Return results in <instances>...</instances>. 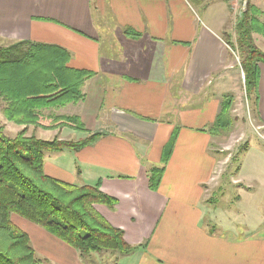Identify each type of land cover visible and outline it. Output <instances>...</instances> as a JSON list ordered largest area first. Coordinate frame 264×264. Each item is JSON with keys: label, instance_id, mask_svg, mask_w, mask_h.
<instances>
[{"label": "crops", "instance_id": "obj_1", "mask_svg": "<svg viewBox=\"0 0 264 264\" xmlns=\"http://www.w3.org/2000/svg\"><path fill=\"white\" fill-rule=\"evenodd\" d=\"M233 16L224 0H0L1 40L62 46L71 67L94 72L81 100L53 110L101 135L80 150L45 153L44 171L114 197L95 208L134 247L81 255L37 224H15L41 264H264V138L241 177H229L218 172L219 132L210 129L243 82L226 39ZM257 88L264 134V63ZM65 130L74 128L52 131ZM173 133L152 189L150 172Z\"/></svg>", "mask_w": 264, "mask_h": 264}, {"label": "trees", "instance_id": "obj_2", "mask_svg": "<svg viewBox=\"0 0 264 264\" xmlns=\"http://www.w3.org/2000/svg\"><path fill=\"white\" fill-rule=\"evenodd\" d=\"M124 32L134 33L129 28ZM253 32L264 37V11L247 1L235 26L236 45L230 47L237 48L240 54L244 90L257 115L259 63H264V52L254 44ZM69 59V52L55 44L17 40L0 46V100L6 105L4 117L46 129L70 126L87 131L76 116H50L48 124L35 121L44 108L82 99V84L94 72L71 67ZM226 99L210 127L213 132L229 124L231 99ZM25 133L23 129L8 137L0 129V264H41L27 233L11 222V214L39 225L81 255L101 250L131 252L134 247L125 241L123 231L111 225L95 208L98 204L114 205V197L102 192L98 185L70 183L44 171L45 153L66 148L80 150L101 134L93 132L80 140L63 141L44 140ZM175 137L173 133L165 146L162 165L150 172L152 189L161 181ZM246 147L242 148L243 152Z\"/></svg>", "mask_w": 264, "mask_h": 264}, {"label": "rangeland", "instance_id": "obj_3", "mask_svg": "<svg viewBox=\"0 0 264 264\" xmlns=\"http://www.w3.org/2000/svg\"><path fill=\"white\" fill-rule=\"evenodd\" d=\"M224 1L229 4V8H231V11L234 12L233 19L231 20L232 23L226 25V29L228 30L229 34L234 36L233 39L228 38L229 35L226 36L227 42L229 43L230 46H232V44L236 45L237 36L235 33V26L237 24V19H238L237 13L239 12V15H240V13L246 7L247 1L249 2V0H224ZM191 3H193V5L195 4L194 2H191ZM196 9L199 15L203 14L201 9L199 8H196ZM259 10L264 11V8L261 7L259 8ZM251 35H252L254 44L258 48L260 47L261 49H264V37L257 32H253ZM12 42L14 41H6V40L0 39V46H7ZM231 49L234 52L233 55H234V62L236 66L238 65L239 68L241 69L240 54L237 48L233 47ZM240 72H241L240 80H242L243 82L242 84H240L239 89L231 88L233 92L229 94L230 96H232V100H233L232 105L230 107V112H229V118H230L229 124L227 125L226 128L218 129L216 131V132H219V135L215 137V141L213 144V146L216 149V152L219 154V157L224 160L223 162H221V165L218 168V172L220 173L224 172L229 177L231 175H234V176L236 175L238 177H241L242 169L239 166L241 165L242 162H245L246 160H249L252 158L251 154L253 150H258L260 148L258 146L259 144H261L260 136L264 138V134L262 133L260 128L256 126L257 117L255 115V112L252 110L253 108L252 102L249 101L246 97V93L244 90V75H243L242 69ZM230 96H228L227 99ZM5 106H6L5 103L0 100V129L2 133L8 137L16 136L23 129L26 130V133H25L26 136L33 135L37 138L44 139V140H51L54 138H58V139H62L63 141L65 140L76 141L75 139H80L88 135V134L87 135L85 134L86 131H80L77 129L69 130V131L65 130V131H61L60 133H57V132L52 131L54 128L46 129V128L40 127L39 125L33 124V123H17L15 121L8 120L3 115V108ZM57 107L58 106H53L50 108H44L40 110L38 112L40 115H37V118H35V121L40 124H48L51 122L50 116L52 118L54 116H63V115L57 114V112L53 110L54 108H57ZM53 121L57 122L58 120L54 119ZM61 137H67L68 139L61 138ZM245 145L246 146L248 145L247 146L248 151H246L247 152L246 155H245L246 152L242 151V148ZM246 173H247L246 175L250 174L249 172H246ZM70 183H74V182H70ZM11 222L13 224L18 225L22 229H26V226L28 225L35 224L16 214H11Z\"/></svg>", "mask_w": 264, "mask_h": 264}]
</instances>
